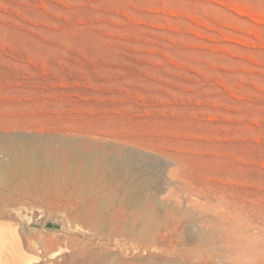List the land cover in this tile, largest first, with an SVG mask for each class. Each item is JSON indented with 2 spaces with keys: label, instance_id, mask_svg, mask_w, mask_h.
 Wrapping results in <instances>:
<instances>
[{
  "label": "rangeland",
  "instance_id": "obj_1",
  "mask_svg": "<svg viewBox=\"0 0 264 264\" xmlns=\"http://www.w3.org/2000/svg\"><path fill=\"white\" fill-rule=\"evenodd\" d=\"M1 221L31 264H264V0H0Z\"/></svg>",
  "mask_w": 264,
  "mask_h": 264
},
{
  "label": "bare ground",
  "instance_id": "obj_2",
  "mask_svg": "<svg viewBox=\"0 0 264 264\" xmlns=\"http://www.w3.org/2000/svg\"><path fill=\"white\" fill-rule=\"evenodd\" d=\"M243 8H241V10H242ZM243 11V10H242ZM2 222V221H1ZM0 222V252L1 251H4V250H7L6 248H7V246H10V248H11V250H10V255H11V257H12V261L14 260V261H17V260H19L20 261V263L21 264H31V259H32V257H34V256H32L31 257V254H26L24 251H22V249H21V241H20V238H19V234H18V232H17V230H16V228H13L14 227V225L12 226L10 223L8 224H6V223H1ZM31 244H32V246L35 248V249H38L39 247H38V243L36 242V241H32L31 242ZM18 246H20L19 248V250H18ZM4 252H6V251H4ZM7 252H8V250H7ZM6 252V253H7ZM1 254H3V253H0V257L2 256ZM9 256V255H8ZM3 257V256H2ZM1 257V258H2ZM6 256H4V258H5ZM0 258V259H1ZM8 260H6V261H8V263L10 262L9 261V259H10V256H9V258H7ZM1 261H2V259H1ZM6 261H4L3 260V262H0L1 264L3 263V264H5L6 263ZM18 261V262H19ZM5 262V263H4ZM7 263V264H8ZM11 263V262H10ZM12 264V263H11ZM13 264H15V263H13ZM16 264H18L17 262H16Z\"/></svg>",
  "mask_w": 264,
  "mask_h": 264
},
{
  "label": "water",
  "instance_id": "obj_3",
  "mask_svg": "<svg viewBox=\"0 0 264 264\" xmlns=\"http://www.w3.org/2000/svg\"><path fill=\"white\" fill-rule=\"evenodd\" d=\"M46 226L49 227V228H56V229H60L61 228V225L53 224V223H48V224H46Z\"/></svg>",
  "mask_w": 264,
  "mask_h": 264
}]
</instances>
